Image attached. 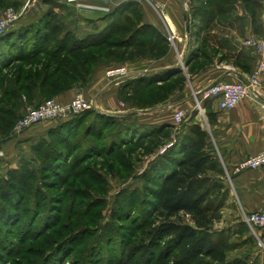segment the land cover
I'll return each instance as SVG.
<instances>
[{
    "label": "rangeland",
    "instance_id": "1",
    "mask_svg": "<svg viewBox=\"0 0 264 264\" xmlns=\"http://www.w3.org/2000/svg\"><path fill=\"white\" fill-rule=\"evenodd\" d=\"M200 1L201 13L213 10L216 18L235 21L240 27L244 22H239L237 16L240 13L248 16L253 21V29L257 35L253 40H264V0H217L214 6H210L208 0ZM9 2V0L0 1V16L13 4ZM217 8L221 11L220 14L216 13ZM141 11L142 8H138V14L132 15V12L127 10L123 12V17L126 16L128 19L113 16L105 23H97L93 26L103 28L112 22H115L114 25L120 24L123 28L122 32L113 38L123 39L129 37L140 24ZM199 22L192 26L193 37L204 30ZM73 23L74 27L82 25L76 19ZM65 24L68 26L66 22ZM141 32L156 34L152 29ZM206 32V30L203 31L204 34ZM90 39L92 41L97 38ZM90 39L88 37L86 40ZM138 40L142 39L138 38ZM151 42L156 45L157 54L150 56L153 58L162 54L168 47L166 42L156 41L154 38ZM197 42L198 40H195L193 45H197ZM208 46V43L201 42L193 49L190 57L195 58L198 53L205 56L221 53ZM108 50L115 52V56L101 57L100 65L92 63L93 66L96 65L92 77L103 65L117 67L116 65L121 66L128 62L142 60L131 56L142 54V51L138 49L134 51L129 47V52L125 54L121 53L127 50L125 48L112 47ZM90 52L99 54L100 49H92ZM45 57V54L40 56L43 59ZM21 65L20 61L10 64L0 63V85L8 86L9 77L16 79ZM141 65L132 69L145 67ZM32 68H38V66L35 65ZM55 68L54 63L49 73ZM26 69L31 68L25 66L24 70ZM118 71L119 74L124 75L126 69L115 68L111 70V73ZM38 73L40 82L45 72L41 69ZM175 73L174 71L173 74ZM2 81L3 84H1ZM178 81L181 80L178 79ZM80 85L81 83L71 85L69 89H75L76 95L82 94V89L86 86ZM180 88L166 89L161 94L171 97ZM37 93L32 102L33 105L25 103L22 110L15 109L14 120L18 121L29 106L36 107L50 99L58 100L56 96L51 98L47 96L48 98L45 97L43 100L40 99L42 95L38 89ZM151 97L154 99L157 94L141 89L134 95L124 92L120 100L143 107L158 104L164 99L161 95L155 102L149 101L144 104L145 99L149 100ZM11 110L14 112L13 109ZM85 120L81 121L79 126L72 127L71 131L50 132L47 130L35 140L28 137L29 140L25 138L20 143H16L14 152L22 148L19 155L14 153V156H17L15 162H18L14 164V167H9L4 173H0V264H133L123 259L124 248L129 243L137 245L148 238L147 229L142 228L144 221L158 220V213H154L153 217L149 218L154 210L151 200L155 199L149 189L156 188L155 183L150 182V178L156 173L152 175L158 162H161V153L172 144L171 140H167V135L171 134L172 130L157 129L160 131L158 134L160 136L156 138L143 134L139 141L132 136L129 143L122 140L112 142L115 140L113 135H117L118 124H113L111 119H108L110 121L102 130L103 135L96 137L91 132H99L104 125L98 124V120L92 115L87 119L85 117ZM123 120L127 122L126 119ZM129 120L137 122L133 119ZM15 122L12 126H8L5 132L0 133V142L13 138L11 133ZM0 124H2L1 121ZM91 141L97 143L96 148L89 145ZM11 171H17L14 175L19 177L20 182L15 181L11 184L6 181L8 179L5 177ZM218 171L209 172L210 180L214 184L218 182V179L214 177ZM158 174H155V179L158 178ZM9 179L12 180L11 176ZM220 186L214 189L215 199L211 198L214 206L218 204L219 207L221 206L215 213L218 218L212 230L217 233L222 232L223 238H228L229 258L233 259L241 253L239 242L243 236L233 235L227 228L233 221V217L230 214V208H223L222 189L224 188ZM156 224H158L157 221ZM251 234L250 236L253 237L254 233ZM252 262L264 264V259Z\"/></svg>",
    "mask_w": 264,
    "mask_h": 264
},
{
    "label": "crops",
    "instance_id": "2",
    "mask_svg": "<svg viewBox=\"0 0 264 264\" xmlns=\"http://www.w3.org/2000/svg\"><path fill=\"white\" fill-rule=\"evenodd\" d=\"M12 1L14 3L11 6L21 10L29 0ZM54 2L53 5L45 0L31 3L8 33L24 32L30 24L39 21L53 9L61 13L63 21L68 24L67 30L84 39L105 28L93 24L105 23L113 16L120 17L128 8L132 15H137V9L142 8V18L137 28L147 25L162 34L168 45L165 52L158 54L156 58L150 57V54L139 58L142 60L116 65L117 67L101 66L82 89V94L85 98L94 100L109 115L129 122V119H133L158 128L170 124L173 126V138L192 133V126L201 129L206 137L208 151L219 164L215 178L224 188L223 208L231 209L233 221L227 228L233 235L243 236L239 242L241 253L236 257L245 258L249 262L264 259V229H259L258 234L254 233L251 237L253 232L243 221L250 213L264 211V165L254 169H239V164L248 156L264 151V73L259 76L258 97L243 98L230 110H221L218 100H204V92L215 82L238 80L237 74H242L247 80L256 73L263 55L248 43L257 37L253 21L243 13L237 16L239 22H244L241 27L235 21L215 18L212 27L204 29L207 31L205 34L203 30L200 35L193 37L191 30L187 31L185 15H188L191 24L201 22L202 15L198 13L202 4L200 0H194L190 5H185L181 0H90L93 7L70 5L63 0ZM123 6L125 7L122 8ZM75 19L82 25L74 27L72 24ZM204 38L209 44L208 48L221 53L211 56L199 54L191 58V52ZM195 40H198L197 45H193ZM140 65L145 67L132 69ZM120 67L126 69L124 75L111 73V70ZM170 70L177 74L171 75L168 82L179 77L185 80V84L175 95L162 99L158 104L143 107L120 100V92L122 93L127 82L141 77L163 78L169 75ZM75 95V89H68L56 98L68 103ZM200 101L203 104L202 114L197 111ZM178 110H183L188 115V120L179 125L174 118ZM56 122H40L19 134V138L14 136L9 141L0 142V150L3 151L0 156V173L18 162H15L17 156L14 153L19 155L22 148L14 152L16 143L25 138L29 140L28 137L37 139L40 134L54 127Z\"/></svg>",
    "mask_w": 264,
    "mask_h": 264
},
{
    "label": "trees",
    "instance_id": "3",
    "mask_svg": "<svg viewBox=\"0 0 264 264\" xmlns=\"http://www.w3.org/2000/svg\"><path fill=\"white\" fill-rule=\"evenodd\" d=\"M9 1V3H14L12 0ZM45 1L52 5L55 3V0ZM216 1L208 0V3L210 6H214ZM219 8L221 9V7ZM219 8L216 9L218 14L221 13ZM198 11L202 15V30L210 29L217 17L215 12L213 10L205 13ZM120 17L128 19L123 15ZM114 23L105 26L100 33L88 36L89 39H97L86 40L88 37L82 39L75 32L67 30L61 15L51 9L39 21L30 24L24 32H7L1 37L0 63L10 64L14 61H20L22 65L17 71L16 79L9 77L7 79L8 86L0 85V121L2 122L0 133L5 132L8 126H12L16 121L14 120L16 110H22L25 103L33 105L32 102L38 95L37 89L42 95L40 99L44 100L45 97L51 98L65 92L71 85L81 83L82 86H86L95 71L96 65L93 66L92 63L100 65L102 63L99 61L101 57L115 56V52L108 50V48H125L127 50L121 51L124 54L129 52V47L133 48L134 51L138 49L142 51V54L131 56L132 58H140L157 54L155 52L156 45L151 42V39L166 42V38L162 34L147 25L136 28L129 37L115 40L113 36H118L123 28L120 24L114 25ZM192 26H194L193 23ZM145 29H152L156 34L141 32ZM138 38L142 40H138ZM205 41L204 38L202 44ZM92 49H100L99 54L90 52ZM43 54L46 55L44 59L40 58ZM54 63L56 68L49 73ZM35 65L38 68L33 69L32 67ZM25 66H29L31 69L25 71ZM41 69L45 74L39 82L38 70L41 71ZM168 72L169 75L163 78L157 76L141 77L133 80V82H127L120 95L124 92L134 95L141 89H146L152 94H157V97L145 99L144 104L149 101L155 102L161 95L166 98L165 94H161L166 89L182 88L185 84L182 77L168 82L174 71ZM91 115L98 120V124L104 125L99 132H91L96 137L103 135L102 130L110 121L108 119H111L113 124L119 125L117 135H113L115 140L112 142L122 140L129 143L132 136L139 141L143 134H147V137L156 138L160 136L158 135L160 131L157 129L173 130V126L170 124H164L158 128L143 122H126L121 117L89 109L74 115L72 118L58 120L59 122L49 131H71L72 127L79 126L85 117L87 119ZM102 121L106 122L103 123ZM192 128V133L175 137V139L172 137V132L167 135V140H171L170 143L172 144L161 153V162H158L152 172V175L154 172L159 173L158 178H154L156 173L150 178V182H154L156 188L149 189L155 198L151 200L154 210L149 218L153 217L154 213H158V220L144 221L142 228L147 229L148 238L137 245L127 244L124 248L123 259L133 262V264H258L257 262H249L242 257L230 259L228 238H223L222 232L217 233L212 230L216 218H218L215 213L221 207L219 204L218 206L212 204V200L216 197L214 189L221 184L219 182L214 184L210 180L209 172L217 171L219 164L208 151L203 131L197 126H192ZM89 145L97 147V143L94 141H91ZM16 173L17 171H11L5 177L8 179L6 181L11 182V184H14L15 181L20 182L19 177L14 175ZM9 176L12 180L9 179Z\"/></svg>",
    "mask_w": 264,
    "mask_h": 264
},
{
    "label": "built area",
    "instance_id": "4",
    "mask_svg": "<svg viewBox=\"0 0 264 264\" xmlns=\"http://www.w3.org/2000/svg\"><path fill=\"white\" fill-rule=\"evenodd\" d=\"M37 0H29L28 3L18 10L14 6L8 7L4 13L0 16V38L3 37L10 27L17 22L24 14L26 9L31 3ZM67 4L93 7L89 3L90 0H63ZM185 5H190L194 0H181ZM259 50L263 55V59L260 62L256 73L251 75L246 82L242 80L226 81L220 80L211 85L204 92V100L215 99L218 100L221 110H230L236 107L239 102L248 96H257V87L260 85V74L264 73V40L257 41L251 40L248 42ZM115 73H119L115 72ZM123 73V72H121ZM94 100L85 99L83 94L76 95L71 102H61L56 99H50L37 107L29 106L27 111L16 122L11 136H17L28 128L45 121H58L62 119L72 118L81 112L89 109H93L95 106ZM203 104L201 101L198 103V113L202 114ZM175 123L182 124L188 120V115L183 110H178L175 113ZM3 155V151L0 150V156ZM264 165V151L252 154L248 156L244 161L239 164L240 170L254 169ZM243 221L249 226L255 235L258 234L259 229H264V211L254 212L246 215Z\"/></svg>",
    "mask_w": 264,
    "mask_h": 264
},
{
    "label": "water",
    "instance_id": "5",
    "mask_svg": "<svg viewBox=\"0 0 264 264\" xmlns=\"http://www.w3.org/2000/svg\"><path fill=\"white\" fill-rule=\"evenodd\" d=\"M186 21H187V31L189 32L191 30V23H190V18L188 17V15H185ZM239 80H242L244 82H246L247 80L244 78V76L242 74H237ZM93 109H95L97 112L103 113V114H109L108 111L101 109L96 103L95 106L93 107Z\"/></svg>",
    "mask_w": 264,
    "mask_h": 264
}]
</instances>
